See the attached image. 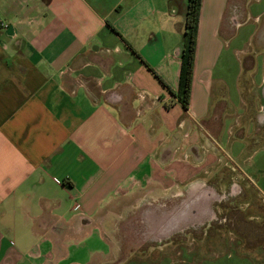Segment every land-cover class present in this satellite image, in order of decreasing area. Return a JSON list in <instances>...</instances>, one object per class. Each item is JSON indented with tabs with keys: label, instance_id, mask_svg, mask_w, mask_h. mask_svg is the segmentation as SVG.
Wrapping results in <instances>:
<instances>
[{
	"label": "crops",
	"instance_id": "0c3cea01",
	"mask_svg": "<svg viewBox=\"0 0 264 264\" xmlns=\"http://www.w3.org/2000/svg\"><path fill=\"white\" fill-rule=\"evenodd\" d=\"M250 3L202 0L185 108L188 0H0V264H108L105 213L118 199L180 196L173 224L210 221L219 194L233 243L205 222L198 258L264 264V156L249 151L264 115L226 104L223 85Z\"/></svg>",
	"mask_w": 264,
	"mask_h": 264
},
{
	"label": "rangeland",
	"instance_id": "374dc122",
	"mask_svg": "<svg viewBox=\"0 0 264 264\" xmlns=\"http://www.w3.org/2000/svg\"><path fill=\"white\" fill-rule=\"evenodd\" d=\"M250 2L248 13L243 12L241 17H237L239 22L242 20V24L238 28L237 39L232 42L229 49H224L222 64L227 63L230 68L229 72L223 76V85L227 89L225 103L232 105L239 103L240 99H245L251 107L249 112L255 117L256 114L264 115L261 112L264 104V50L256 41L258 28L255 20L256 16L264 15V0H250ZM241 12L238 10L237 13L241 14ZM245 42H250L253 50L247 54L248 56H243L242 61L239 62L234 54H238L239 58V54L241 55V52L249 46L244 44ZM249 57H251V64L253 61L254 75H250L249 69H244ZM236 111L241 110L238 108ZM253 142L249 151L253 154V161L258 163L264 156V140ZM173 193L175 194L176 191ZM219 195L222 196L218 197L221 202L215 201L211 205L210 212L213 213L208 216L210 221L197 218L189 222L173 220V224L170 222L172 218H168L177 215V212L174 214L173 212L182 205L183 199L181 200L180 196H174L173 202H168L166 200L170 199L157 195L154 203L148 200L139 202L138 198L131 196L118 199L105 213V217L108 216V220H105V224L108 223V237L112 241L115 252L114 261L108 264H225L228 261H230L228 264H242L243 261L238 256L228 258V255H225L215 259L209 258L211 257L209 255L203 261L198 258V244H201L200 241L204 237L202 225L205 222L211 225L209 232L215 233L216 236H218L216 232L219 234L222 243L226 245L233 243L227 230L229 222L222 219L224 218L222 204L228 197ZM261 205L264 207V204ZM179 209L178 212H180ZM171 211L172 214H169ZM219 221L223 222L221 225H227L226 231L220 232L215 229L217 225L219 226ZM239 240L243 241L242 238ZM239 240L237 242H240Z\"/></svg>",
	"mask_w": 264,
	"mask_h": 264
},
{
	"label": "trees",
	"instance_id": "16d2710c",
	"mask_svg": "<svg viewBox=\"0 0 264 264\" xmlns=\"http://www.w3.org/2000/svg\"><path fill=\"white\" fill-rule=\"evenodd\" d=\"M202 0H188L184 24V42L181 52V71L176 96L185 108L188 107L192 91L193 67L200 22Z\"/></svg>",
	"mask_w": 264,
	"mask_h": 264
},
{
	"label": "built area",
	"instance_id": "2783aa9c",
	"mask_svg": "<svg viewBox=\"0 0 264 264\" xmlns=\"http://www.w3.org/2000/svg\"><path fill=\"white\" fill-rule=\"evenodd\" d=\"M262 200H263V204H264V197H263V199H262Z\"/></svg>",
	"mask_w": 264,
	"mask_h": 264
}]
</instances>
